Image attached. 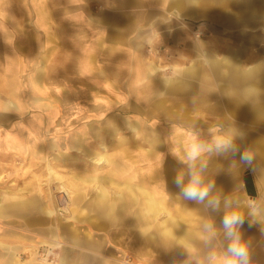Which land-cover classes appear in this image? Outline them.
I'll list each match as a JSON object with an SVG mask.
<instances>
[{
	"label": "rangeland",
	"instance_id": "1",
	"mask_svg": "<svg viewBox=\"0 0 264 264\" xmlns=\"http://www.w3.org/2000/svg\"><path fill=\"white\" fill-rule=\"evenodd\" d=\"M211 1L174 0V8H170L167 5L168 0H145L144 9L148 11L132 14L138 21L155 24L159 22L161 26L163 23L166 26L171 24L173 27L168 38L165 37L166 30H154L141 50L151 72H80V76L74 77L72 72H64L63 76L47 75L44 86H48L50 91L48 103L52 107L44 114L49 113V123H44L46 119H43L42 123L34 122L27 127V131L34 138L27 143L31 144L33 150L42 147L44 154L40 157L33 156L34 154L23 157L18 154L15 156V152L10 151L8 155L4 152L5 145H2L0 196L12 193L25 197L35 194L37 190L44 193V203L47 202L48 209L51 208L54 214H49L48 220L46 214L38 210L34 216H43L44 227L50 224L49 232L60 234L57 237L63 246L66 242L61 237L64 233L62 224L65 227L71 226L72 221L78 223L83 230L86 224L91 223L96 236L109 237L111 245L108 247L112 254L117 255L122 251L125 253L123 257L132 264H208L207 257L205 262L200 261L201 246L206 245L205 255L208 256L213 251L211 242L216 237L208 239L203 226L211 222L216 231H223L222 219L211 218L216 216L211 215V208L209 219L203 221L202 217L206 214L202 215L193 206L186 209L181 190L174 181L180 174L184 176L185 182L188 180L189 169L183 158L193 139L210 143L213 136L232 133L237 126L232 124V120L215 118L208 114L204 122H190L189 119L186 122V111L190 114L191 110H186L185 104L190 99H201L202 50L217 51L218 46L220 49L231 47L238 41V33L234 30H227L225 32H229L228 34L223 33L222 36L212 38V30L208 25L210 20L248 19V13L243 14L247 10L242 11L239 16H233V0H220L227 5L226 9L229 11H223L222 8L223 12L216 17ZM243 7L246 8L247 5L244 4ZM101 8L102 5H97L93 10L99 12ZM95 12L90 13L91 19H94ZM79 19L86 20L84 14ZM207 38L211 39L209 44L204 41ZM152 64H159L163 69L153 72ZM183 72L196 74L190 77ZM170 78L179 81L178 85L173 83L172 87L167 86ZM191 89L193 96L187 93ZM54 104L57 106H53ZM196 111L200 110H192L193 113ZM205 111L208 113L209 110ZM57 122L58 124H54ZM216 130L217 135L213 134ZM42 134L46 140L37 141L35 137ZM75 142H79L81 146H73ZM87 149L106 153L126 165L121 172L123 177L113 173L110 161L97 162L92 152H87ZM204 154L206 165L224 170L203 173L205 180L231 184L232 189L227 191L234 193V203L240 200L244 203H233V207L243 206L241 211L247 213L246 206L255 200L246 192L244 167L239 164L238 157L234 162L231 154ZM201 159L202 157L196 162L197 168ZM141 177L144 178L145 185L155 188L158 194L161 189L157 180L160 177L162 181L164 179L163 185L166 188L162 190L161 196L167 202L170 200V212L181 217L179 227L166 219L167 211L153 212L150 207H146L145 199H142L141 205L144 207V221L141 226L132 221L120 220L112 223L111 221H115L113 217L101 212L97 204L90 205V198L100 197V189L105 192L107 203H114L122 197L125 187H131L128 193L135 197L136 183ZM81 183L86 193L81 202L78 199V210L72 212L73 205L69 195L76 187L70 184L78 186ZM131 208L135 210L136 206ZM220 212L222 211L218 214L216 212L217 216ZM7 221L8 219L0 221V232L4 233L1 226L4 225L3 222L8 223ZM10 223L17 222L14 218ZM247 224L246 220L240 228ZM181 229L189 234L185 241L179 238ZM75 236L73 232L70 233L71 239ZM142 246L145 257L137 256V248L142 249ZM24 248L27 250L20 253V257L18 252L8 254L7 249H1L0 264H13L16 261L19 264H39L43 259L55 263L57 260V249L53 250L48 245H26Z\"/></svg>",
	"mask_w": 264,
	"mask_h": 264
},
{
	"label": "crops",
	"instance_id": "2",
	"mask_svg": "<svg viewBox=\"0 0 264 264\" xmlns=\"http://www.w3.org/2000/svg\"><path fill=\"white\" fill-rule=\"evenodd\" d=\"M144 1L0 0V147L5 145L6 154L10 155V151H14L15 156L18 154L23 157L33 154L40 157L44 154L42 147L33 150L31 144L27 143L34 139L32 133L27 131V127L34 122L42 123L43 119H46L44 123H49V113L44 114L52 107L48 103L50 91L47 89L48 86H44L47 75L48 77L63 76L64 72H72L74 77L80 76V72H151L141 50L146 46L154 30H166L165 37H167L173 27L171 24L166 26L163 23L161 26L159 22L155 24L135 20L132 14L148 11L144 9ZM211 2L212 8L216 10L214 11L216 17L223 11H229L224 2L220 0ZM174 3V0H168L167 5L174 8L172 7ZM231 3L234 17L247 10L243 14L248 13V19L210 20L211 23L208 25L212 30V38L222 36L223 33L228 34L229 32H225L227 30H234L238 33V41L231 47L220 49L218 46L217 51L202 50L201 99L186 101L185 109L191 110L190 114L186 111V122H189L188 119L190 122H199V120L204 122L206 114L232 120V124L237 126L232 133L243 134V140L237 138V144L242 150H250L256 156L257 170L252 171L244 167L243 171L249 172L254 185L255 194L252 195V199L264 205V0H233ZM244 4L247 5L246 8L243 7ZM97 5L103 7L98 10L99 12L93 10ZM202 11H205L204 8ZM93 12H95L94 19H91L90 13ZM81 14H84L86 20L79 19ZM210 40V38L204 39L206 44H209ZM151 69L153 72H158L163 66L152 64ZM183 73L190 77L196 74V72ZM178 82L170 78L167 86L173 83L178 85ZM187 93L193 96L194 92L191 89L187 90ZM193 109L200 111L193 113ZM205 110H209L208 113ZM213 134L217 135V130ZM35 139L44 141L46 137L42 134ZM73 146L79 147L81 144L75 142ZM104 147L103 144L102 148ZM87 150L89 153L92 152L97 162L110 161L114 174H118L116 171L118 166H126L106 153ZM201 157V162H204L205 154ZM216 167L208 164L204 173L224 171ZM161 179L162 177L157 180L160 184V194L155 188L147 187L144 178L141 177L136 183L135 197H131L128 193L132 188L125 187L122 197L114 203L113 201L107 203V196L103 189H100V197L90 198V205L97 204L101 212L113 217L115 221L110 220L112 223L120 220L132 221L141 226L144 221L142 211L144 207L141 205L142 199H145L146 207H150L153 212L167 211L166 219L179 227L181 217L170 212V200L167 202V199L161 196L162 190L166 188L163 185L164 179L163 181ZM205 182L210 181L205 180ZM212 183L215 187L211 195L220 196L222 199L230 197L234 200V193L227 191L232 189L231 184L222 181ZM70 185L76 187L70 192L72 195H69L73 212L78 210V201L83 200L86 190L83 189V183L78 186ZM67 188L65 190L68 193ZM44 198V193L38 190L35 194L25 197L12 193H4L0 196V221L8 219V223L3 222L4 225L1 226L4 233L0 232V250L5 248L8 254L18 252L20 257V253L26 252L27 249L24 248L26 245H48L53 250L57 249V260L55 263L41 260L39 264L118 262L132 264L123 257L125 253L122 251L118 250L119 253L113 255L108 247L109 244L111 245L109 237L96 236L91 223L86 224L83 230L79 228L78 223L72 221L68 228L61 223L64 228L61 237L66 243L64 246L53 245V240H59L60 234L49 232L50 224L44 227L43 216H34L38 210L46 214L48 220L49 214H54L51 208L48 209L47 202L44 203ZM184 201L186 209L193 206L202 215L206 214L202 217V221L209 219L210 210L207 202L198 203L186 199ZM234 204L244 203L240 200ZM133 206H136L135 210H132ZM240 208L242 209L243 206ZM219 211L222 212L217 216ZM219 211H216V214L211 210V215H216L211 218L222 219L225 209L220 208ZM14 218L17 223H10ZM154 218L155 216L153 220ZM72 232L77 239H74L75 237L71 239ZM239 232L243 241L249 246L250 264H264V223H256L252 227L247 224L240 228ZM188 237L189 234H185L181 229L180 240L185 241ZM215 237L216 239L211 242L212 250L224 253L229 243L224 230L216 231ZM141 248H137V256L145 257L144 247ZM199 254L200 261L205 262L206 245L202 244ZM13 264L19 263L16 261Z\"/></svg>",
	"mask_w": 264,
	"mask_h": 264
},
{
	"label": "clouds",
	"instance_id": "3",
	"mask_svg": "<svg viewBox=\"0 0 264 264\" xmlns=\"http://www.w3.org/2000/svg\"><path fill=\"white\" fill-rule=\"evenodd\" d=\"M237 138L243 140L242 133H229L227 135L213 136L212 141H198L193 139L186 149L184 161L188 164V180L182 174L177 175L175 184L181 190L184 199L196 201L198 203L207 202V206L213 211H219L223 203L225 209L222 217L224 235L229 243L223 254L212 251L208 253V264H250V250L246 242L243 241L239 228L246 222L249 227L256 223H264V205L256 201H250L246 215L239 206L233 207V199L230 197L211 195L215 185L212 182H205L203 173L207 165L201 162L197 168L196 162L200 160L204 153H227L231 154L233 161L238 157L239 164L252 171H256L255 154L250 150H242L237 144ZM204 230L208 239L216 236V228L211 222L204 224Z\"/></svg>",
	"mask_w": 264,
	"mask_h": 264
},
{
	"label": "water",
	"instance_id": "4",
	"mask_svg": "<svg viewBox=\"0 0 264 264\" xmlns=\"http://www.w3.org/2000/svg\"><path fill=\"white\" fill-rule=\"evenodd\" d=\"M244 185H245V188H246V192L249 195L252 196V195L255 194L254 185H253V182H252V179H251V176H250L249 172L244 174Z\"/></svg>",
	"mask_w": 264,
	"mask_h": 264
},
{
	"label": "bare ground",
	"instance_id": "5",
	"mask_svg": "<svg viewBox=\"0 0 264 264\" xmlns=\"http://www.w3.org/2000/svg\"><path fill=\"white\" fill-rule=\"evenodd\" d=\"M157 68H159V67H157ZM88 151V150H87ZM98 161H100V160H98ZM117 167V166H116ZM125 170V166H118V168L116 169V171H117V173L120 175V177H123V176H121V175H123V174H121V172H123ZM42 242V241H41ZM53 245H61L62 243H61V241L60 240H57V239H55V240H53V243H52ZM20 256V255H19ZM46 259H43V262H50V261H45Z\"/></svg>",
	"mask_w": 264,
	"mask_h": 264
}]
</instances>
